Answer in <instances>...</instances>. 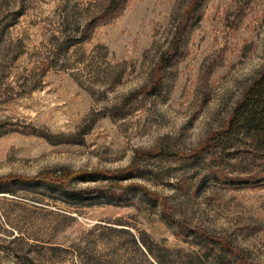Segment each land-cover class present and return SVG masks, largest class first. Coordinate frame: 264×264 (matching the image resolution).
Wrapping results in <instances>:
<instances>
[{
  "label": "rangeland",
  "instance_id": "1",
  "mask_svg": "<svg viewBox=\"0 0 264 264\" xmlns=\"http://www.w3.org/2000/svg\"><path fill=\"white\" fill-rule=\"evenodd\" d=\"M122 1L88 33L107 0H0V264H226L195 228L264 264V180L231 179L264 170V157L209 140L264 65V0L202 2L155 74L195 0ZM65 20L88 39L67 45ZM34 180L99 196L21 183Z\"/></svg>",
  "mask_w": 264,
  "mask_h": 264
},
{
  "label": "trees",
  "instance_id": "2",
  "mask_svg": "<svg viewBox=\"0 0 264 264\" xmlns=\"http://www.w3.org/2000/svg\"><path fill=\"white\" fill-rule=\"evenodd\" d=\"M204 1L205 0H202L200 2V0H195L188 1L186 3L181 15L179 16L180 20L177 24L178 27L176 28L174 35L172 36V40L170 41L171 43L166 51H164V53L159 56V60L157 61L158 64L155 65L152 69L153 74L167 67L172 58L170 53L171 51L173 54L177 53L176 51H178V46L180 43L179 38L182 32V30L180 29L182 25V23L180 25L182 16L183 23L192 17H195L196 22L200 18V8L203 4L202 2ZM122 2V0H107V2L103 4L102 7L99 6L100 9L97 12V15L93 14L86 22V26L89 30L88 33H90V31L92 30L94 24L97 23L99 12H114L119 9V7H121ZM99 7L96 6L95 8ZM77 26L78 25L75 23L72 25L68 20H65L63 21V23H61V28L63 27V30L60 32L61 34L59 33V36L60 38L65 36V38L68 39V42L66 43L67 45H74L75 42L85 41L88 39L89 34H87V36H78ZM55 38V40L59 39L58 37ZM259 70V73L254 76L246 85L243 94L231 109L228 119L225 121L222 127L218 130H215V132H213L212 136L209 138V140L213 143L214 148H218L220 151H226L228 149L230 150L231 147H237V145L239 144H247L250 147H253L255 157L260 156L261 159L262 157H264V65ZM161 82L162 80H158L157 82L155 81L152 84V87H150L151 89L153 88V95L157 94L160 91L159 87ZM89 129L90 127L88 126L85 130H83V132H81L80 136L83 137L86 133H88ZM162 154L165 155V153ZM232 154L234 155L232 157H238V155L234 152H232ZM139 169L140 167H136L134 169L135 173L128 172L124 173L123 176L122 174H118L119 176H117L116 178H118L119 180L133 179L134 177L138 176ZM90 177L91 176H85V178L87 179ZM231 179H233L234 183L239 182L240 184H246H241L244 187H247L249 185L253 186L255 183L257 185L260 184L262 180H264V170H260L259 173L257 172L253 176L247 175L239 179H235L234 177H232ZM21 183L29 185L32 184L33 186H43L46 191H54L55 193L57 192L58 196L61 199L65 198L66 201H77L83 203L88 199L99 196L95 195V189L78 190V192L73 191V189L67 190L66 185L63 182L57 184H49L45 183V181L43 180H34L31 182ZM134 186L137 185H132V187L127 185H124V187L117 185V187H119L118 189L133 188ZM141 188H143L144 191H142ZM141 188L139 189V191L142 193V195L152 200L150 194H153V192L151 193L149 190L145 189V187L141 186ZM101 194L102 196L115 194V190L108 186L103 189V192H101ZM154 194L157 193L155 192ZM172 218H174L172 213L166 214L164 216V219L167 221L174 220ZM189 233L193 235L196 241H198L201 245L203 244L204 247H207L206 249L208 250L210 255L214 253V250L216 249L217 253H215V256H217V261L219 260L220 262H225L226 264H237L238 260H242V262L239 261V264H254L252 262L248 263V261L243 256L236 254V251L238 249L234 245L232 246L230 242L225 241L220 237L215 238L211 235H206L205 232H201L197 228L192 229Z\"/></svg>",
  "mask_w": 264,
  "mask_h": 264
}]
</instances>
